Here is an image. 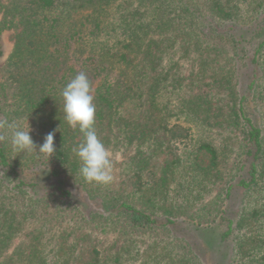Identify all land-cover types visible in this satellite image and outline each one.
I'll return each instance as SVG.
<instances>
[{
    "label": "trees",
    "instance_id": "1",
    "mask_svg": "<svg viewBox=\"0 0 264 264\" xmlns=\"http://www.w3.org/2000/svg\"><path fill=\"white\" fill-rule=\"evenodd\" d=\"M4 32L0 124L37 150L59 130L49 159L0 126V264H161L138 236L176 242L172 264H264V0H0ZM81 72L119 183L80 175Z\"/></svg>",
    "mask_w": 264,
    "mask_h": 264
},
{
    "label": "clouds",
    "instance_id": "2",
    "mask_svg": "<svg viewBox=\"0 0 264 264\" xmlns=\"http://www.w3.org/2000/svg\"><path fill=\"white\" fill-rule=\"evenodd\" d=\"M64 119L73 129L78 128L83 141L74 149L81 161L80 175L89 183L107 186L114 181V166L111 152L99 139L95 129L96 104L90 80L84 72L76 75L62 90ZM11 133V144L15 151L47 154L49 159L55 155L54 137L56 131L49 132L39 146L34 143L27 130L18 125L4 122Z\"/></svg>",
    "mask_w": 264,
    "mask_h": 264
},
{
    "label": "rangeland",
    "instance_id": "3",
    "mask_svg": "<svg viewBox=\"0 0 264 264\" xmlns=\"http://www.w3.org/2000/svg\"><path fill=\"white\" fill-rule=\"evenodd\" d=\"M0 39H1V46H2V55H0V67H2L5 64L9 54L12 51L13 43H12V39L10 38L9 32H4L1 35ZM110 152L112 154V160H113V166H114V181L116 183H119L124 178V175H123L124 173L122 171L121 166L123 165V162L127 159V155L123 153L122 151H117V152L110 151ZM159 239H161V236L159 237ZM133 240H136L133 246L134 249L136 248L135 251L140 249L142 253H145V250L148 249L149 246L151 247L152 245H154L153 248L157 249V251L151 250V252L154 253V255H156L157 257H159L161 264H167L169 262L172 264L171 259L177 260L176 257L179 252L177 251L176 246H175L176 242H174L173 244H166L164 242L158 243V240H157L155 243L154 240L149 236L133 237ZM121 245L122 243H119L114 248L116 249L117 247ZM173 246H175L174 249L172 248ZM170 247L172 248V251H169L171 252V255L166 256L164 253L165 251H168ZM143 255H140V256L138 255L136 259H133L132 264H140L141 260L143 259L142 257ZM172 256H174L175 258H170ZM219 258H220V253H219L218 261H219ZM220 264H227V263L221 262ZM234 264H236V262Z\"/></svg>",
    "mask_w": 264,
    "mask_h": 264
}]
</instances>
